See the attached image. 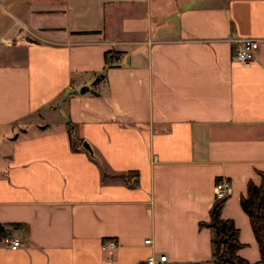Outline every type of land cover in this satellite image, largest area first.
<instances>
[{
    "label": "crops",
    "instance_id": "0c3cea01",
    "mask_svg": "<svg viewBox=\"0 0 264 264\" xmlns=\"http://www.w3.org/2000/svg\"><path fill=\"white\" fill-rule=\"evenodd\" d=\"M241 37L259 39L249 64ZM260 172L264 0H0V222L22 224L0 264H213L199 222L220 177L255 262L240 196Z\"/></svg>",
    "mask_w": 264,
    "mask_h": 264
},
{
    "label": "trees",
    "instance_id": "16d2710c",
    "mask_svg": "<svg viewBox=\"0 0 264 264\" xmlns=\"http://www.w3.org/2000/svg\"><path fill=\"white\" fill-rule=\"evenodd\" d=\"M120 55L121 51L106 50L104 53L105 67L113 65L115 59ZM103 74L104 72L100 75ZM85 90V86L80 88L81 92ZM66 126L69 136L73 138V127L70 121L66 123ZM260 175V183L256 184L249 180L246 193L240 196V205L249 218L258 245L259 259L251 262L237 253L242 246L239 230L233 219L221 216L224 200L220 199L213 200L208 210V219L199 222V226H206L212 230L213 264H264V172H260ZM131 185H137V180H133ZM21 225L20 222L9 224L0 222V237H9L11 229ZM138 264H145V261H140Z\"/></svg>",
    "mask_w": 264,
    "mask_h": 264
},
{
    "label": "built area",
    "instance_id": "2783aa9c",
    "mask_svg": "<svg viewBox=\"0 0 264 264\" xmlns=\"http://www.w3.org/2000/svg\"><path fill=\"white\" fill-rule=\"evenodd\" d=\"M2 40L6 41V37L2 36ZM259 42L258 38L252 37H241L236 39L235 47L233 48V57L243 64H249L255 60L256 47ZM230 191V181L227 178L220 177L215 180L214 183V200H225ZM145 242H150L149 238L144 240ZM5 244L14 249L17 248L21 242L18 238H4ZM118 245L117 240L108 237L105 238L101 244V250L113 249ZM145 264H176L171 263L165 253H159L158 255L149 254L145 258Z\"/></svg>",
    "mask_w": 264,
    "mask_h": 264
},
{
    "label": "water",
    "instance_id": "95a60500",
    "mask_svg": "<svg viewBox=\"0 0 264 264\" xmlns=\"http://www.w3.org/2000/svg\"><path fill=\"white\" fill-rule=\"evenodd\" d=\"M82 145L88 150V152H89L91 155H93L92 147H91V145H90L86 140H83V141H82ZM176 264H197V263L177 262Z\"/></svg>",
    "mask_w": 264,
    "mask_h": 264
}]
</instances>
